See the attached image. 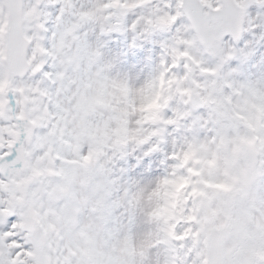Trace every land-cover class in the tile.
Wrapping results in <instances>:
<instances>
[{"label": "snow or ice", "instance_id": "6c2138e0", "mask_svg": "<svg viewBox=\"0 0 264 264\" xmlns=\"http://www.w3.org/2000/svg\"><path fill=\"white\" fill-rule=\"evenodd\" d=\"M0 264H264V0H0Z\"/></svg>", "mask_w": 264, "mask_h": 264}]
</instances>
